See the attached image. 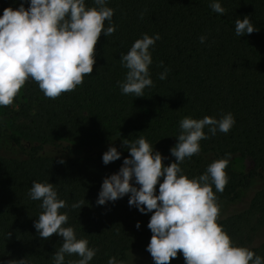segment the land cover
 <instances>
[{
  "label": "trees",
  "instance_id": "1",
  "mask_svg": "<svg viewBox=\"0 0 264 264\" xmlns=\"http://www.w3.org/2000/svg\"><path fill=\"white\" fill-rule=\"evenodd\" d=\"M211 2L108 0L116 30L107 37L101 33L93 71L81 85L48 99L28 80L12 105L0 107V264L24 258L27 264H53L61 246L62 238L53 234L45 240L33 227L42 211L40 201L28 197L34 181L53 184L58 198L66 201L68 207L60 210L68 214L64 226L98 249L90 264H107L109 257L123 264H153L145 251L152 235L147 228L151 213L130 207L127 195L97 205L102 181L129 158L124 139L143 136L167 158L162 160L166 167L175 162L169 149L177 143L181 119H220L227 113L235 119L231 130L211 136L205 128L209 138L199 142L200 153L180 167L191 179L231 154L224 191L213 187L219 205L216 222L236 246L264 258V237H257L264 227V0H219L223 16L211 11ZM19 4L0 0V15ZM85 4L95 6L93 0ZM245 16L257 30L237 37L234 21ZM157 33L160 39L150 49L153 86L144 89L143 97L122 95L118 81L123 82L127 70L120 55L143 34ZM201 36H206L203 44ZM165 68L168 75L161 81ZM109 146L121 157L104 165L102 155ZM234 158L248 164L245 172L233 171ZM83 200L80 210L71 208ZM76 259L66 255L65 264ZM169 264H184L182 254L178 251Z\"/></svg>",
  "mask_w": 264,
  "mask_h": 264
},
{
  "label": "clouds",
  "instance_id": "2",
  "mask_svg": "<svg viewBox=\"0 0 264 264\" xmlns=\"http://www.w3.org/2000/svg\"><path fill=\"white\" fill-rule=\"evenodd\" d=\"M107 3L108 0H93L95 6L86 7L85 0H20L16 10L5 8L0 15V107L12 105L28 80L35 82L48 99H56L81 85L93 71L94 46L101 33L107 37L116 30L112 22L114 10ZM209 8L221 16L226 12L219 0H212ZM234 24L237 37L257 30L247 16L237 18ZM159 39L158 33L151 37L143 34L126 54L120 55L121 67L127 70L123 82L118 81L122 95L143 97L144 89L153 86L150 49ZM205 40L206 36L199 38L202 44ZM168 71L165 68L158 79L165 80ZM234 124L231 113L220 119L184 117L179 121L177 143L169 149L175 162L166 167L162 160L167 158L154 151L143 136L132 142L122 141L129 158L123 159L118 172L103 179L96 204L103 206L127 195L130 207L141 214L151 213L147 228L152 235L145 251L153 264H169L178 251L184 264H264L261 256L236 246L216 222L219 205L213 187L217 193L224 191L228 183L224 170L231 154L225 153L224 158L213 161L203 174L191 179L180 167L186 159L200 153L199 142L209 138L205 128L215 136L217 132L227 134ZM120 157L121 153L109 146L102 155V163L108 165ZM59 162L63 164L62 160ZM28 197L40 201L42 211L33 224L38 236L45 240L53 234L62 238L52 256L53 264H65L66 255L78 257L67 264H90L98 249L89 247L87 239H77L73 227L64 226L68 214L60 210L68 205L58 198L56 187L34 181ZM84 202L73 203L71 208L80 210ZM135 227L139 229V222ZM9 264L27 261L24 258ZM107 264L123 261L109 257Z\"/></svg>",
  "mask_w": 264,
  "mask_h": 264
},
{
  "label": "rangeland",
  "instance_id": "3",
  "mask_svg": "<svg viewBox=\"0 0 264 264\" xmlns=\"http://www.w3.org/2000/svg\"><path fill=\"white\" fill-rule=\"evenodd\" d=\"M59 143H61V142L59 141ZM231 163H232L233 171L238 172V173L245 172V170L247 169V165H248L245 161H243L240 158H234L233 160H231ZM257 237H258V240H260V241H261V239H263L264 227L259 230Z\"/></svg>",
  "mask_w": 264,
  "mask_h": 264
}]
</instances>
